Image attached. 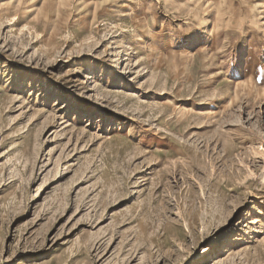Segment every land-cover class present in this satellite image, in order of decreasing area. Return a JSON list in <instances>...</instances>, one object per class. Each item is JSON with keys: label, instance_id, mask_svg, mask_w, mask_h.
Segmentation results:
<instances>
[{"label": "rangeland", "instance_id": "obj_1", "mask_svg": "<svg viewBox=\"0 0 264 264\" xmlns=\"http://www.w3.org/2000/svg\"><path fill=\"white\" fill-rule=\"evenodd\" d=\"M0 264H264V0H0Z\"/></svg>", "mask_w": 264, "mask_h": 264}, {"label": "snow or ice", "instance_id": "obj_2", "mask_svg": "<svg viewBox=\"0 0 264 264\" xmlns=\"http://www.w3.org/2000/svg\"><path fill=\"white\" fill-rule=\"evenodd\" d=\"M185 39H187V37H184ZM165 39H167V38H165Z\"/></svg>", "mask_w": 264, "mask_h": 264}]
</instances>
